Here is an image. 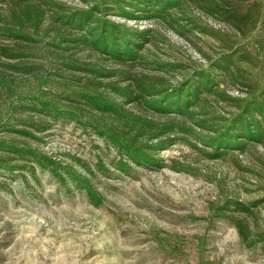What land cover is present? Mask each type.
Listing matches in <instances>:
<instances>
[{
	"label": "trees",
	"instance_id": "1",
	"mask_svg": "<svg viewBox=\"0 0 264 264\" xmlns=\"http://www.w3.org/2000/svg\"><path fill=\"white\" fill-rule=\"evenodd\" d=\"M80 2L84 7L60 0H0V134H10L0 135L3 178L26 187L27 178L38 184L37 170L45 171L66 194L74 187L92 206L103 203L90 181L110 172L100 154L94 170L75 157L55 160L30 142L40 141L36 135L56 122L97 135L105 151H113L109 164L120 173L166 166L199 175L192 166L175 160L165 165L156 156L172 143L208 160L231 156L237 166L238 155L264 148V0ZM192 8L233 31L234 41L212 57L203 54L205 64L149 60L143 46L168 40L155 29L126 23L154 20L184 37L186 22L200 27ZM83 51L112 65L73 58ZM135 64L143 72L131 70ZM227 86L240 94H230ZM224 202L211 208V216L231 220L245 248L257 247L264 256V229L229 216L231 201ZM261 203L264 197L235 202V208L253 215Z\"/></svg>",
	"mask_w": 264,
	"mask_h": 264
},
{
	"label": "rangeland",
	"instance_id": "2",
	"mask_svg": "<svg viewBox=\"0 0 264 264\" xmlns=\"http://www.w3.org/2000/svg\"><path fill=\"white\" fill-rule=\"evenodd\" d=\"M60 1L84 7L80 0ZM190 12L200 27L186 22L190 29L184 37L158 21L110 18L165 36L167 43L143 46L149 60L205 64L203 54L212 57L234 41L233 31L199 10ZM73 58L112 65L88 51L74 53ZM131 70L143 72L138 64ZM227 88L234 96L240 94ZM36 136L41 140H31L32 145L55 160L68 162L69 156L75 157L93 168L100 154L110 172L90 181L103 203L92 206L74 187L66 194L45 171L37 170L38 184L27 178L26 187L0 175V264H264L257 247L245 248L231 220L211 216V208L230 200L229 216L246 221L254 230L264 229V203L253 215L235 208V202L264 197V148L256 146L238 155L237 166L231 156L208 160L184 144L172 143L156 156L165 165L175 160L192 166L199 175L166 166L133 167L120 173L109 164L113 151L107 153L97 135L72 122L53 123ZM91 143L102 150L90 147Z\"/></svg>",
	"mask_w": 264,
	"mask_h": 264
}]
</instances>
